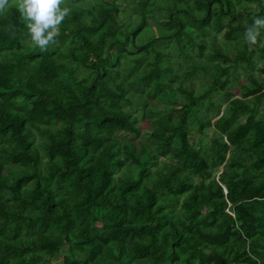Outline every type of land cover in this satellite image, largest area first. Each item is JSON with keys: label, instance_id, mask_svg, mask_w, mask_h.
<instances>
[{"label": "trees", "instance_id": "1", "mask_svg": "<svg viewBox=\"0 0 264 264\" xmlns=\"http://www.w3.org/2000/svg\"><path fill=\"white\" fill-rule=\"evenodd\" d=\"M122 2L0 12V264H264V1Z\"/></svg>", "mask_w": 264, "mask_h": 264}, {"label": "clouds", "instance_id": "2", "mask_svg": "<svg viewBox=\"0 0 264 264\" xmlns=\"http://www.w3.org/2000/svg\"><path fill=\"white\" fill-rule=\"evenodd\" d=\"M63 0H19L18 8L24 17L31 39L43 50L53 42L62 21L71 8L62 6ZM8 0H0V12L7 7ZM258 26H264V18L257 17L253 26L247 29L250 42H255Z\"/></svg>", "mask_w": 264, "mask_h": 264}, {"label": "rangeland", "instance_id": "3", "mask_svg": "<svg viewBox=\"0 0 264 264\" xmlns=\"http://www.w3.org/2000/svg\"><path fill=\"white\" fill-rule=\"evenodd\" d=\"M262 1H264V0H262ZM116 4L117 5H123L124 6V2H122V0H116ZM241 10V9H240ZM263 66V63L261 64V67ZM257 70L259 71V69L257 68ZM138 114H140V111H139V113ZM173 115L174 116H176V117H180L181 115H182V108L180 107V106H176V108L174 109V111H173ZM117 137L119 136V137H121V138H123L124 140H128L131 136L130 135H128L127 133H120V134H118V135H116ZM190 142L192 143V144H196L197 142H198V137H197V135H190ZM211 146V143H208L207 144V146H206V148H209ZM222 168V167H221ZM220 168V169H221Z\"/></svg>", "mask_w": 264, "mask_h": 264}]
</instances>
